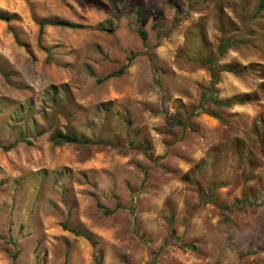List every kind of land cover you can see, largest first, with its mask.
<instances>
[{
    "label": "rangeland",
    "instance_id": "374dc122",
    "mask_svg": "<svg viewBox=\"0 0 264 264\" xmlns=\"http://www.w3.org/2000/svg\"><path fill=\"white\" fill-rule=\"evenodd\" d=\"M259 1L0 0V264H264Z\"/></svg>",
    "mask_w": 264,
    "mask_h": 264
},
{
    "label": "trees",
    "instance_id": "16d2710c",
    "mask_svg": "<svg viewBox=\"0 0 264 264\" xmlns=\"http://www.w3.org/2000/svg\"><path fill=\"white\" fill-rule=\"evenodd\" d=\"M264 10V0H260L258 5H257V8H256V12H255V16L258 15L259 13H261L262 11ZM1 20H4L3 17H0ZM61 26V25H64V26H67V27H70V28H80V26H77V25H67V24H63L62 22H51V21H40L39 22V29H40V33L42 32V29L46 26ZM138 35L141 39V42L143 45H145V42H146V39H147V34L142 30V29H138ZM226 49V46H224L222 44V46H220L218 48V52L220 54H222L224 52V50ZM136 57V54L135 53H130V55L127 57V63L123 66H121L117 71L115 72H112L110 74H107L106 76H104L103 78H100L97 80L98 83H103L104 81L112 78V77H121L125 70L128 68L129 64L133 61V59ZM224 72H231V73H234V71L232 69H225L223 70ZM218 81V74H214L212 76V86H214L216 84V82ZM213 103L217 106H221V107H231L233 105H242V104H245L247 102V99L246 98H242V99H230V100H225V101H219L217 99V96L215 95L214 91L212 90H208L207 92H205L203 95H202V98H201V101L198 105V107L204 105V104H207V103ZM197 115V112H191V114L189 115V118L190 117H193ZM211 116L215 117V118H219V115L211 112L210 113ZM178 125H180L181 127L185 128L187 127V123H182L180 121H178ZM41 134H43V132H39L38 134H36L35 136H33V139H35L37 136H40ZM22 142H25L26 144L30 145L31 142L27 139V138H22L21 139ZM49 141L51 142V144L53 146H61V145H64V144H74V145H94L96 142L95 141H91L85 137H82V136H77V135H74V134H71L69 132H66V133H63V132H58V131H55L53 133L50 134L49 136ZM13 147V144L12 145H0V148L3 150V151H8L10 150L11 148ZM105 213H110L109 211H105ZM75 234L77 235H82L84 236L85 238H88L86 235L84 234H80L78 232H74Z\"/></svg>",
    "mask_w": 264,
    "mask_h": 264
}]
</instances>
